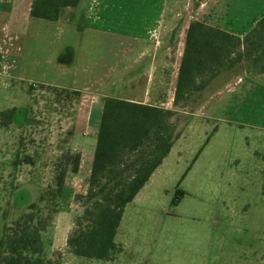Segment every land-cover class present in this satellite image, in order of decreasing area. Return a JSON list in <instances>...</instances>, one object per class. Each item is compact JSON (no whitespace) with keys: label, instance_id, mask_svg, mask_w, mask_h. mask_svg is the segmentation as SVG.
Listing matches in <instances>:
<instances>
[{"label":"rangeland","instance_id":"1","mask_svg":"<svg viewBox=\"0 0 264 264\" xmlns=\"http://www.w3.org/2000/svg\"><path fill=\"white\" fill-rule=\"evenodd\" d=\"M199 1L207 2L201 14L217 0ZM80 96L49 85L17 86L0 75V238L34 202L49 217L42 252L52 264H264V134L229 125L215 131L203 116L205 91L169 108L179 136L126 205L111 257L74 255L67 239L83 211L76 197L87 192L98 124L95 100ZM67 152H80L81 166L66 173L53 205L48 191ZM178 189L184 193L174 204Z\"/></svg>","mask_w":264,"mask_h":264},{"label":"crops","instance_id":"2","mask_svg":"<svg viewBox=\"0 0 264 264\" xmlns=\"http://www.w3.org/2000/svg\"><path fill=\"white\" fill-rule=\"evenodd\" d=\"M205 4L78 0L56 20H45L31 16L32 0H0V75L17 86L77 90L80 98L95 100V132L106 97L170 108L205 91L203 116L214 121L215 131L229 125L263 137L264 70H253L245 60L220 72L187 102L173 103L192 21L243 37L264 15V0H217L215 8L208 5L200 14Z\"/></svg>","mask_w":264,"mask_h":264},{"label":"trees","instance_id":"3","mask_svg":"<svg viewBox=\"0 0 264 264\" xmlns=\"http://www.w3.org/2000/svg\"><path fill=\"white\" fill-rule=\"evenodd\" d=\"M78 0H32L30 14L56 20L62 8ZM245 60L253 70H264V15L243 37L220 30L202 20L189 24L186 46L179 69L174 105L185 103L223 70ZM72 91L79 96L77 90ZM176 111L159 105L106 97L103 101L91 161L87 192L77 195L83 211L77 228L67 239L74 255L108 260L116 248L115 237L124 209L169 154L179 136ZM48 191L53 205L60 198L65 175L77 173L81 153L62 155ZM176 191L177 204L183 196ZM43 201L41 196L39 199ZM56 208V207H55ZM12 226L4 228L0 239V264H52L43 255V232L48 218L37 203Z\"/></svg>","mask_w":264,"mask_h":264},{"label":"flooded vegetation","instance_id":"4","mask_svg":"<svg viewBox=\"0 0 264 264\" xmlns=\"http://www.w3.org/2000/svg\"><path fill=\"white\" fill-rule=\"evenodd\" d=\"M15 222H16V221H15ZM15 222H13V224H14ZM11 224H12V223H11ZM11 224H10V225H5L4 228L7 227V226H12V225H13V224H12V225H11ZM3 233H4V232H3ZM0 239H1V238H0Z\"/></svg>","mask_w":264,"mask_h":264},{"label":"built area","instance_id":"5","mask_svg":"<svg viewBox=\"0 0 264 264\" xmlns=\"http://www.w3.org/2000/svg\"><path fill=\"white\" fill-rule=\"evenodd\" d=\"M35 86V85H34Z\"/></svg>","mask_w":264,"mask_h":264}]
</instances>
